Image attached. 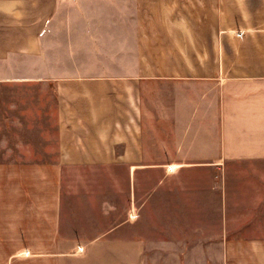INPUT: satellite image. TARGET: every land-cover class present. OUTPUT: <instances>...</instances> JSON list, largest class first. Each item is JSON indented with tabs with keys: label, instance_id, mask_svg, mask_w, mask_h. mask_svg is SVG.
I'll return each mask as SVG.
<instances>
[{
	"label": "crops",
	"instance_id": "crops-1",
	"mask_svg": "<svg viewBox=\"0 0 264 264\" xmlns=\"http://www.w3.org/2000/svg\"><path fill=\"white\" fill-rule=\"evenodd\" d=\"M2 82L52 84L57 151L0 162L40 179L0 213V264H152L139 238L64 225L65 169L99 167L206 174L221 236L238 222L264 261V0H0Z\"/></svg>",
	"mask_w": 264,
	"mask_h": 264
},
{
	"label": "rangeland",
	"instance_id": "rangeland-1",
	"mask_svg": "<svg viewBox=\"0 0 264 264\" xmlns=\"http://www.w3.org/2000/svg\"><path fill=\"white\" fill-rule=\"evenodd\" d=\"M45 85L52 84L0 83L3 164L53 160L44 156L57 151L53 94L39 88ZM119 169V174L104 167L65 169L61 179L63 223L70 233L97 230L99 234L139 238L145 242L152 264H222L224 256L226 264H264L241 249L246 239L239 237L238 222L232 223L227 237L221 236L223 222L214 212L217 207L204 202L210 196L206 174L183 177L150 170L131 175L124 167ZM34 176L0 173V213L24 212L22 202L15 205V191L28 190L31 177V182L38 183L39 176V180ZM225 244L229 252H224Z\"/></svg>",
	"mask_w": 264,
	"mask_h": 264
}]
</instances>
